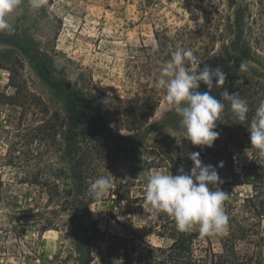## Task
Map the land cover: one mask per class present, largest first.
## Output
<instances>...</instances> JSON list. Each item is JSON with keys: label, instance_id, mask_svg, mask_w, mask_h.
Wrapping results in <instances>:
<instances>
[{"label": "rangeland", "instance_id": "374dc122", "mask_svg": "<svg viewBox=\"0 0 264 264\" xmlns=\"http://www.w3.org/2000/svg\"><path fill=\"white\" fill-rule=\"evenodd\" d=\"M218 4L225 1L46 0L40 9H32L29 0H20L7 17L10 30L0 31L8 37L0 42V264H79L81 258L79 212L74 192H68L71 181L62 159L61 131L49 129L54 114H64V100L39 76L25 53L27 42L34 48L28 52L40 51L58 79L82 87L93 81L102 92L126 97L138 86L139 71L132 62L136 50L152 44L157 30L172 34L185 25L199 28L203 10ZM236 63L216 52L199 68ZM243 64L258 69L252 62ZM8 66L17 69L18 88L10 86ZM150 124L139 167L120 159L98 162L96 179L108 177L112 187L90 207L107 240L94 245L92 264H102L109 248L117 247L116 236L135 240L140 250L171 243L158 235L162 212L145 204L147 178L154 171L175 176L181 166L190 172L192 144L184 138L181 117L165 99ZM239 134L245 144L229 147L231 155L218 150L202 159L204 165L216 167L226 184L219 187L238 207L252 194L251 187L237 185L235 177L252 157L249 129ZM226 233L227 227L211 235L216 249Z\"/></svg>", "mask_w": 264, "mask_h": 264}, {"label": "trees", "instance_id": "16d2710c", "mask_svg": "<svg viewBox=\"0 0 264 264\" xmlns=\"http://www.w3.org/2000/svg\"><path fill=\"white\" fill-rule=\"evenodd\" d=\"M223 1L222 6H212L208 12L203 10L202 23L197 29L185 25L172 34L166 29L155 31L154 42L142 44L132 56L133 67L139 71L138 86L126 97L102 92L93 81L82 87L64 78L58 79L40 51L28 52L34 48L27 42L29 50L25 53L35 62L39 76L64 100V114L56 112L49 129L55 134L58 128L61 131L62 159L71 181L68 192H74L76 198L82 232L79 264H92L94 245L107 241L106 233L97 227L91 216L90 207L95 200L88 193L97 177L98 162L120 159L132 163V168L141 165L142 140L153 126L150 122L165 96V90L157 88L156 81L160 69L177 47L191 49L197 63L216 52L222 59L236 61L235 65L221 68L226 74L222 87H215L214 78L211 90L200 82L198 91L209 92L218 99L224 90L229 94L238 93L249 107L247 119L239 121L233 117L230 102L222 101L225 107L214 129L220 134L218 139L210 148L192 145L193 152H199L202 160L218 150L231 155L229 147L240 148L245 144L239 131L250 127L256 109L264 101V0ZM7 39L0 32V42ZM246 62L256 64L258 69L245 66L243 63ZM17 63L15 60L14 65ZM185 66H188L187 62ZM6 69L10 73V86L18 88L15 82L17 69L14 66ZM249 145L251 160L235 177L237 185L250 186L252 194L240 207L232 204L229 198L224 202L227 233L219 238L218 249L211 236L201 238L198 225L187 232H179L174 219L162 212L158 235L171 241L168 246L148 244L140 250L135 240L116 236L117 247L109 248L101 263L264 264V158L251 143Z\"/></svg>", "mask_w": 264, "mask_h": 264}, {"label": "clouds", "instance_id": "9594fccd", "mask_svg": "<svg viewBox=\"0 0 264 264\" xmlns=\"http://www.w3.org/2000/svg\"><path fill=\"white\" fill-rule=\"evenodd\" d=\"M19 3L20 0H0V31L10 30L7 17ZM45 4L46 0H29L32 9H40ZM200 64L191 49L177 47L171 59L160 69L156 87L165 90V101L181 117L184 138L194 146L210 148L220 135L214 129L225 107L222 101L230 102L233 117L239 121L247 119L249 107L238 93L229 94L224 90L218 99L209 92L198 91L200 82L211 90L214 78L216 88L222 87L226 81V74L220 67L205 65L200 69ZM240 68L243 69L244 65L241 64ZM248 129L252 147L264 158V101L260 102ZM188 158L194 165L190 172L181 166L175 176L160 171L148 176L145 204L172 217L179 232H187L198 225L201 238L221 233L228 223L223 207L228 194L219 187L223 181L215 166L202 163L199 152H190ZM219 167H224L223 162ZM209 185L215 190H210ZM111 187V180L101 176L91 183L89 192L94 200H100Z\"/></svg>", "mask_w": 264, "mask_h": 264}]
</instances>
